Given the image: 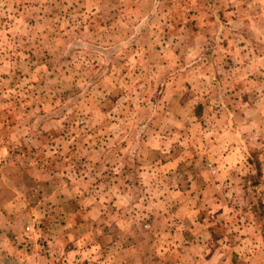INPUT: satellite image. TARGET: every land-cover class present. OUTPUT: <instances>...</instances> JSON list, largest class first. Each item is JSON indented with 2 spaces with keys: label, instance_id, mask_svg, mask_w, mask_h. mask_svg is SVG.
<instances>
[{
  "label": "rangeland",
  "instance_id": "1",
  "mask_svg": "<svg viewBox=\"0 0 264 264\" xmlns=\"http://www.w3.org/2000/svg\"><path fill=\"white\" fill-rule=\"evenodd\" d=\"M0 264H264V0H0Z\"/></svg>",
  "mask_w": 264,
  "mask_h": 264
}]
</instances>
